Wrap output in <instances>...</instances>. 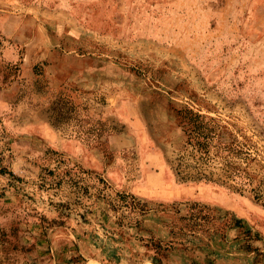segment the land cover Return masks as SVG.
<instances>
[{
	"label": "rangeland",
	"instance_id": "1",
	"mask_svg": "<svg viewBox=\"0 0 264 264\" xmlns=\"http://www.w3.org/2000/svg\"><path fill=\"white\" fill-rule=\"evenodd\" d=\"M169 103L235 178L212 150L222 182L179 180ZM156 263L264 264V0H0V264Z\"/></svg>",
	"mask_w": 264,
	"mask_h": 264
},
{
	"label": "trees",
	"instance_id": "2",
	"mask_svg": "<svg viewBox=\"0 0 264 264\" xmlns=\"http://www.w3.org/2000/svg\"><path fill=\"white\" fill-rule=\"evenodd\" d=\"M166 107L170 112V121L174 120L177 123L178 127L186 134V140L181 145V152L177 155L175 159V162L177 163L174 170L176 171V175L178 176L179 180L182 182H222L219 179H214L213 176L205 175L202 172H199L202 166L208 164L211 158L210 154L212 150H216L215 156L220 157V159H222V161L226 163L229 168H231L232 172H234V174L231 173L225 178L228 180H232V178H235L236 174L239 173V168L234 166V164L230 163L229 159L237 155V146H235L234 143L225 144L221 141L223 133L222 127H220L219 124L216 123L213 118L195 113L188 107L182 106L178 108L174 107L172 103L167 104ZM183 166H186V168L195 169L197 173H195V175H189L188 173L182 174L180 168ZM247 180H249L248 182H250L252 179H250L249 177L247 178ZM117 197L118 200L122 202V204L127 203L126 195L117 194ZM132 202L133 203L127 204L130 205L131 210H134V214H136V212L137 214L141 215L146 213V202L143 201L145 203L143 204L140 199H133ZM110 206L113 208L114 205ZM203 207L205 208V206ZM201 214V211H199L196 215L190 213L188 216L179 217V221L186 222L184 225L180 226V231H183V236H186L185 231L191 233L192 235H194V237H196V233L209 234L212 232L211 229H213V227L210 224L211 220H209L206 215ZM230 228L243 229L242 220L233 217L230 222ZM244 233L246 234V236H248V238H251L250 234L247 231H244ZM163 248L165 247H162L160 243L154 244V249L156 250V253L162 252ZM245 249L248 252L256 250L252 249V247H250L249 245H247Z\"/></svg>",
	"mask_w": 264,
	"mask_h": 264
},
{
	"label": "crops",
	"instance_id": "3",
	"mask_svg": "<svg viewBox=\"0 0 264 264\" xmlns=\"http://www.w3.org/2000/svg\"><path fill=\"white\" fill-rule=\"evenodd\" d=\"M249 255H251V254H249ZM252 261V260H251Z\"/></svg>",
	"mask_w": 264,
	"mask_h": 264
}]
</instances>
